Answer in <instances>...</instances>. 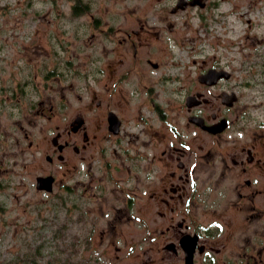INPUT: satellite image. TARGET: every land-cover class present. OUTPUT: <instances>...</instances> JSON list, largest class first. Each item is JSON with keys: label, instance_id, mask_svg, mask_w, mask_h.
<instances>
[{"label": "flooded vegetation", "instance_id": "af4514ba", "mask_svg": "<svg viewBox=\"0 0 264 264\" xmlns=\"http://www.w3.org/2000/svg\"><path fill=\"white\" fill-rule=\"evenodd\" d=\"M160 1L111 0L85 40L94 54L65 55L68 69L30 62L36 45L0 56V185L9 141L37 192L87 215L97 264H264V38L235 42V78L240 15ZM194 44V78L176 87L178 50Z\"/></svg>", "mask_w": 264, "mask_h": 264}, {"label": "rangeland", "instance_id": "374dc122", "mask_svg": "<svg viewBox=\"0 0 264 264\" xmlns=\"http://www.w3.org/2000/svg\"><path fill=\"white\" fill-rule=\"evenodd\" d=\"M169 1L161 0L159 3ZM215 1L218 7L214 12L225 14L220 17L221 22L228 21L227 12L231 13V17L240 15V22L230 26L231 47L228 54L234 77L242 78L236 68L243 62L242 48L239 52L234 44L244 41L243 34L246 32L251 35L257 33L264 38V0ZM110 3L111 0H0V56L8 61L15 56L12 52L16 49L36 45L40 52L27 54L30 62L42 68L49 64L53 68L68 69L70 63L66 62L65 55H76V61L82 62L87 53L94 54L93 46L84 47L85 40L96 15L103 7H110ZM75 4H78V10L73 12ZM247 16L253 18L251 28L244 21ZM240 30L241 39L237 37ZM62 47H66L67 51ZM198 47L199 44H194L192 49L178 50L176 87L183 84L184 89L194 78L196 64L192 59L194 57L199 61L202 57L201 52L195 53ZM259 51L264 53V43ZM23 57H17V63L22 67L27 60ZM172 58L174 56L168 61ZM169 66L166 65V70L172 76L173 70ZM38 135L40 137L42 133ZM7 149V163L4 164L7 170L5 177H1L3 182L0 185V264H13L15 259L19 260L17 264H23V256L28 255V251H34L36 245L40 246L36 255L40 264H97L95 246L87 248L84 243V234L89 228L87 215L82 217L77 211L67 210L61 198L54 197V193L37 192L34 162L27 163L24 157H15V148L9 141Z\"/></svg>", "mask_w": 264, "mask_h": 264}, {"label": "trees", "instance_id": "16d2710c", "mask_svg": "<svg viewBox=\"0 0 264 264\" xmlns=\"http://www.w3.org/2000/svg\"><path fill=\"white\" fill-rule=\"evenodd\" d=\"M39 245H36L34 247V251H28V255H24L23 256V264H40L37 262L36 260V255L39 253ZM19 260L15 259L13 260V264H17ZM47 264H49V262H46Z\"/></svg>", "mask_w": 264, "mask_h": 264}, {"label": "water", "instance_id": "95a60500", "mask_svg": "<svg viewBox=\"0 0 264 264\" xmlns=\"http://www.w3.org/2000/svg\"><path fill=\"white\" fill-rule=\"evenodd\" d=\"M50 182H51V180L46 178V177H38L37 178V186L38 187L47 186V184H48L47 188L49 189V188H51Z\"/></svg>", "mask_w": 264, "mask_h": 264}]
</instances>
